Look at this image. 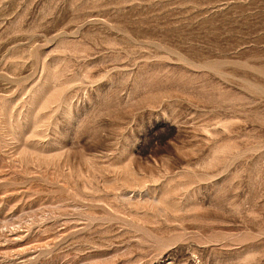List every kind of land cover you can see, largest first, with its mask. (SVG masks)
Here are the masks:
<instances>
[{
	"label": "rangeland",
	"instance_id": "rangeland-1",
	"mask_svg": "<svg viewBox=\"0 0 264 264\" xmlns=\"http://www.w3.org/2000/svg\"><path fill=\"white\" fill-rule=\"evenodd\" d=\"M0 264H264V0H0Z\"/></svg>",
	"mask_w": 264,
	"mask_h": 264
}]
</instances>
